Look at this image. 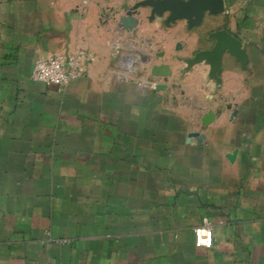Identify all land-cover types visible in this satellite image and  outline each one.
I'll use <instances>...</instances> for the list:
<instances>
[{
  "label": "crops",
  "instance_id": "crops-1",
  "mask_svg": "<svg viewBox=\"0 0 264 264\" xmlns=\"http://www.w3.org/2000/svg\"><path fill=\"white\" fill-rule=\"evenodd\" d=\"M138 2L0 0V264H264V0L174 31L141 7L127 31ZM219 30L244 67L225 54L214 81L177 60ZM78 49L94 57L83 77L31 81ZM205 219L209 250L194 246Z\"/></svg>",
  "mask_w": 264,
  "mask_h": 264
},
{
  "label": "water",
  "instance_id": "water-1",
  "mask_svg": "<svg viewBox=\"0 0 264 264\" xmlns=\"http://www.w3.org/2000/svg\"><path fill=\"white\" fill-rule=\"evenodd\" d=\"M141 7L151 8V19L162 17L168 13L165 23H171L176 20H187L190 27L201 24L206 13L218 15L224 11L223 0H143L136 3L131 9L126 6L122 7L125 13L119 18V24L127 31H132L138 26V22L133 17L132 12ZM209 38L214 40V45L210 50L197 52L193 58L186 60V69H191L198 64H206L209 67L208 77L217 81V74L222 67V61L225 54L233 57L237 63L244 67L247 63V57L242 48V44L229 33L219 30L209 34ZM151 74L156 77H162L164 80L169 76L167 67L161 68L154 66ZM157 90H164L162 85L156 86ZM236 115L234 109L231 113L233 119ZM214 120V115L209 113L201 118V123L208 126ZM189 138L201 137L195 133L189 135ZM236 156L233 152L232 158Z\"/></svg>",
  "mask_w": 264,
  "mask_h": 264
},
{
  "label": "built area",
  "instance_id": "built-area-1",
  "mask_svg": "<svg viewBox=\"0 0 264 264\" xmlns=\"http://www.w3.org/2000/svg\"><path fill=\"white\" fill-rule=\"evenodd\" d=\"M94 61V57L86 50L78 49L67 56H51L36 62L30 75L33 82L58 89L68 87L73 81L83 77L87 67ZM156 91V85H148ZM194 246L209 250L213 246V227L205 219L193 230Z\"/></svg>",
  "mask_w": 264,
  "mask_h": 264
},
{
  "label": "rangeland",
  "instance_id": "rangeland-1",
  "mask_svg": "<svg viewBox=\"0 0 264 264\" xmlns=\"http://www.w3.org/2000/svg\"><path fill=\"white\" fill-rule=\"evenodd\" d=\"M140 1H143V0H139V2ZM134 5H132V7H133ZM149 8V7H148ZM150 10H151V8H149ZM155 19H160L161 20V22H160V24H162V29H169V30H175V29H178V27H180V26H182L183 24H184V22H173V23H169V24H166L164 21H165V18H163V16L161 17V18H158V17H155ZM207 21H205V23H206ZM203 23V22H202ZM207 24H208V22H207ZM180 25V26H179ZM177 60H179L180 62L183 60V64L185 65V59L184 58H182V59H177ZM38 61H40V60H38ZM37 61V62H38ZM36 64V63H35ZM34 64V65H35ZM34 67V66H33ZM33 70V69H32ZM32 72V71H31ZM231 156V155H230Z\"/></svg>",
  "mask_w": 264,
  "mask_h": 264
}]
</instances>
